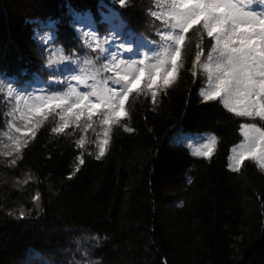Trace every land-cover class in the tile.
Returning <instances> with one entry per match:
<instances>
[{"label": "trees", "instance_id": "obj_1", "mask_svg": "<svg viewBox=\"0 0 264 264\" xmlns=\"http://www.w3.org/2000/svg\"><path fill=\"white\" fill-rule=\"evenodd\" d=\"M103 4L114 5L134 33L154 38L160 24L147 14L152 0H128L124 7L116 0H0V81L39 94L52 79L46 64L52 51L81 60L87 51L95 59L82 48L68 9L91 13L103 35ZM50 35L57 39L45 43ZM188 35L173 84L155 105L150 94L132 95L128 116L113 126L99 160V120L57 134L54 113L15 166V153L0 155V264H77L85 249L97 264H264V170L252 160L240 172L229 168L244 143L240 125L254 121L229 112L219 99L203 100L207 76L198 69L194 78L191 71L199 36ZM14 105L6 89L0 92V152L8 151L4 133ZM213 138L210 158L193 154Z\"/></svg>", "mask_w": 264, "mask_h": 264}, {"label": "snow or ice", "instance_id": "obj_2", "mask_svg": "<svg viewBox=\"0 0 264 264\" xmlns=\"http://www.w3.org/2000/svg\"><path fill=\"white\" fill-rule=\"evenodd\" d=\"M116 3L124 7L128 0ZM152 4L147 14L153 22H160L155 31L158 39L149 40L134 32L117 39L119 32L100 35L91 28L81 32L80 39L82 48L96 53V58H87V51L83 60L76 53L61 51L58 55L52 51L46 60L52 79L39 94L0 81V92L6 89V96L15 101L9 113L12 120L4 133L9 141L5 146L8 151L0 155L15 153L10 161L15 166L36 130L54 113L59 122L52 132L57 134L65 133L73 125L79 126L82 120L86 128L92 127L94 118L99 120L102 127L97 140L99 160L107 151L113 126L120 125L122 118L128 116L125 105L130 95L150 93L155 105L158 93L173 84L183 67L191 31L199 36L192 76H197V69L207 76V88L200 91L203 100L219 99L229 112L254 121L240 125L244 143L230 157L229 168L240 172L243 162L252 160L264 170V126L258 127L255 122H264V0H152ZM68 11L80 21L81 13L70 6ZM113 12L114 9H109V15ZM205 47L209 50L202 59ZM68 64L79 66V71L73 72ZM17 113L22 126L16 123ZM125 131L131 129L125 127ZM215 143L213 138L193 154L208 159ZM77 146L83 148V138L77 141ZM77 159L75 171L84 163L82 155ZM23 182L28 183V179ZM39 200L37 193L33 201L37 207ZM23 216L21 210L20 217ZM90 257L91 250L85 249L77 264H97Z\"/></svg>", "mask_w": 264, "mask_h": 264}, {"label": "rangeland", "instance_id": "obj_3", "mask_svg": "<svg viewBox=\"0 0 264 264\" xmlns=\"http://www.w3.org/2000/svg\"><path fill=\"white\" fill-rule=\"evenodd\" d=\"M109 18H110V15H107V16H106V20H108Z\"/></svg>", "mask_w": 264, "mask_h": 264}]
</instances>
